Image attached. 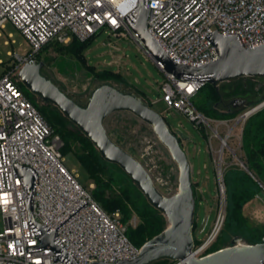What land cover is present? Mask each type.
Instances as JSON below:
<instances>
[{"label":"built area","instance_id":"obj_1","mask_svg":"<svg viewBox=\"0 0 264 264\" xmlns=\"http://www.w3.org/2000/svg\"><path fill=\"white\" fill-rule=\"evenodd\" d=\"M134 1L0 0V29L10 23L29 46L21 55L7 52L14 61V70L19 71L25 63H37L38 53L51 42L67 45L72 38L85 41L103 29L129 35L138 51L152 59L123 19L132 11ZM145 8H149L148 32L176 62L197 66L216 60L215 49L206 39L214 30L219 34L237 33L244 48L264 42V0H147ZM152 60L165 76L160 90L168 109H176L198 126L214 121L201 114L192 103V97L202 85L199 81L179 80L167 73L161 62ZM249 115L241 120L238 117L236 122L242 121L243 125ZM214 136L223 151L229 135L220 137L215 132ZM61 146L59 136L19 88L11 72L0 75V264H64L53 261L54 252L50 249L27 251L26 247L40 245V242L27 222L24 201L27 193L14 170V163L29 171L37 181L31 207L36 223L53 230L86 202L55 230L75 262L114 263L134 258L139 248L127 239L126 226L119 221V213L110 216L103 211L64 165ZM208 146H211L210 139ZM222 161V154L218 155L220 166ZM218 187L220 211L204 238L194 244L195 258L212 253L207 250L223 224L225 198L220 171ZM254 200L261 205L252 208L247 219L254 225H264V200L258 194ZM136 223V217L130 218L129 225ZM206 224L207 219H204L197 234L204 233ZM258 243H264V235ZM243 245L252 244L235 240L234 246Z\"/></svg>","mask_w":264,"mask_h":264},{"label":"rangeland","instance_id":"obj_2","mask_svg":"<svg viewBox=\"0 0 264 264\" xmlns=\"http://www.w3.org/2000/svg\"><path fill=\"white\" fill-rule=\"evenodd\" d=\"M28 50L27 41L10 23H6L4 28L0 29V62H5L2 68L7 72H11L14 80L19 81L18 71L14 70V61L7 52L21 55ZM84 56L87 65L93 67L95 71L100 72L106 69L121 74L127 85L123 86L112 82L113 85L123 88L142 99L153 111L164 118L171 130H178L187 136V140L180 141L191 167V181L195 184L197 203L194 217L197 230L200 228V223L207 219L204 233L197 234V231L194 232L196 239L204 238L219 214L218 173L221 172L225 198L224 219L221 227L223 229L227 193L225 176L226 173L228 174V170H225L229 166L244 170L240 163L242 121L236 122V120L241 114L253 108V106L251 107L252 103L259 99L261 102L264 101V76L240 77L242 82L253 86L254 91L260 89V92H249L226 101L231 103V106L238 112L235 118L214 120L206 126H198L176 109L167 108L162 100L160 90V86L165 81L163 72L156 67L151 58L138 51L136 43L129 35L122 36L111 33L106 29L98 31L94 40L84 51ZM37 58L38 62H43L41 74L50 79L69 98L82 106L87 103L90 93L98 85L103 84L95 78L94 72L87 69L83 63L69 53V47L67 46H60L55 42H51L41 49ZM21 90L32 98L29 101L34 106L43 104L36 95L32 94L23 85ZM135 90L140 92L142 96L138 95ZM194 96L192 97L193 102ZM103 125L110 140L142 165L150 176L153 186L162 196L170 197L178 192L179 169L168 150L153 133L151 126L127 111L113 112L104 119ZM215 132L220 137L229 135L226 141L227 147H224L222 151L223 161L221 166L218 162L221 146L219 139L214 136ZM209 139L211 146H208ZM77 149L78 144L72 143V152L77 151ZM62 161L84 188L89 192L94 188V184L87 178L85 169L80 166L71 152L65 154ZM108 172L114 182L110 189H106V196L119 194L121 188L128 191H132L133 187L136 188V185L117 165L112 164L109 166ZM256 194L264 200V188L259 187ZM254 196L255 194L243 207L246 218L252 208L261 205L260 201L254 200ZM132 217H136L134 212ZM247 220L250 225H254L249 219ZM166 226L167 224H165V228ZM0 228H2L1 221ZM232 238H238L246 243L250 241L247 232H229L215 238V248L218 250L229 246ZM175 263V261L172 262V264Z\"/></svg>","mask_w":264,"mask_h":264},{"label":"water","instance_id":"obj_3","mask_svg":"<svg viewBox=\"0 0 264 264\" xmlns=\"http://www.w3.org/2000/svg\"><path fill=\"white\" fill-rule=\"evenodd\" d=\"M147 0H136L123 19L136 34L152 59L162 63L167 73L179 80H196L208 83L215 89L225 81L240 77L264 76V42L244 48L237 33L210 32L206 39L214 47L217 59L200 65L176 62L170 58L147 30L149 8ZM43 62L27 64L18 71L20 83L43 103H49L74 124L94 145L100 156L108 163L117 165L136 185L147 202L161 212L166 228L143 243L138 254L130 260H118L106 263L101 260L88 264H151L168 259L182 264H264V243L234 246L237 238H232L230 246L218 249L202 258L192 254L194 240L192 235L195 212V199L192 190L191 167L180 140L187 136L180 131L173 133L164 118L153 111L147 103L132 93L122 92L109 84H101L89 95L84 106L78 105L50 79L41 74ZM264 106V101L243 113L238 120ZM127 111L151 126L153 133L168 150L179 169L178 192L170 197L162 196L153 186L152 180L142 165L127 152L113 143L104 128V119L113 112ZM236 124V123H235ZM180 137V139H179ZM225 140V139H224ZM222 148L219 151V157ZM25 196L27 222L37 237L40 245L26 247L27 251L50 249L54 252L53 261L64 264H78L60 243L57 230L86 202L81 204L53 230L38 224L31 215L32 193L37 181L22 166L13 164Z\"/></svg>","mask_w":264,"mask_h":264},{"label":"trees","instance_id":"obj_4","mask_svg":"<svg viewBox=\"0 0 264 264\" xmlns=\"http://www.w3.org/2000/svg\"><path fill=\"white\" fill-rule=\"evenodd\" d=\"M96 34L97 32L85 41L72 38L71 42L67 45L58 44L56 42L55 44L69 47V53L75 57V59L83 63L87 69L94 72V76L98 81L118 88L122 92L131 93L113 85V83L123 86L127 85L126 80L121 74L106 69L100 72L95 71L93 67L87 65L84 51L94 40ZM4 63L5 62H0V75L7 73V71L2 68ZM16 84L21 89L22 85L18 80H16ZM253 89V86L242 82L240 78L223 82L218 89H215L208 83H204L198 88L194 96V102L192 101V103L206 118L213 120H230L235 118L238 112L231 106V103L226 101L249 92H260V89L258 91H254ZM135 92L142 96L137 90H135ZM24 94L28 99H32L26 93ZM259 100L252 103L251 107L261 102ZM35 107L53 133L59 136L62 142L60 148L62 157L68 152H71L80 166L85 169L88 180L94 184V188L90 190L92 198L106 214L112 216L115 212L119 213V221L126 226L125 235L133 246L139 248L143 243L165 229L166 222L163 215L147 202L146 198L137 187H133L132 191L121 188L119 194L106 196V189H110L114 182V179L108 172V168L112 164L106 162L100 156L90 140L63 116L56 107L49 103H43ZM72 143L78 144L77 151L72 152ZM240 147L242 152L240 158L244 170L233 166H229L225 170H228V174L226 173L225 176L227 186L226 216L223 229L221 228L217 237H221V235L223 236V234L225 235L229 232H247L250 240L249 243L255 244L260 242L261 237L264 235V225H250L244 215L243 207L251 200L254 194L258 193L259 187H264V106L251 113L244 120ZM192 190L196 207L197 200L195 197V184H193V182ZM133 212L137 217L135 226L129 225V220ZM196 231L197 224L194 217L192 235L195 245L199 244V241L194 237V232ZM214 242L207 250L208 252L217 250L214 246ZM172 262L173 261L168 259H162L152 264H172Z\"/></svg>","mask_w":264,"mask_h":264},{"label":"snow or ice","instance_id":"obj_5","mask_svg":"<svg viewBox=\"0 0 264 264\" xmlns=\"http://www.w3.org/2000/svg\"><path fill=\"white\" fill-rule=\"evenodd\" d=\"M190 90V89H189Z\"/></svg>","mask_w":264,"mask_h":264}]
</instances>
